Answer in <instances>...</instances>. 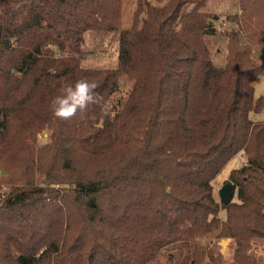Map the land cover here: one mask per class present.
Masks as SVG:
<instances>
[{"label":"trees","instance_id":"trees-1","mask_svg":"<svg viewBox=\"0 0 264 264\" xmlns=\"http://www.w3.org/2000/svg\"><path fill=\"white\" fill-rule=\"evenodd\" d=\"M206 2L137 0L122 27V0H0V264H264V0H238L223 65ZM90 31L117 32L115 67L83 66ZM79 79L97 102L56 119ZM237 153L221 205L214 180Z\"/></svg>","mask_w":264,"mask_h":264},{"label":"rangeland","instance_id":"rangeland-1","mask_svg":"<svg viewBox=\"0 0 264 264\" xmlns=\"http://www.w3.org/2000/svg\"><path fill=\"white\" fill-rule=\"evenodd\" d=\"M165 0H158V3H163ZM137 6V0H122V15L123 22L122 27H128L131 24L134 11ZM204 10L210 13L211 18H208L213 22L215 18V28L217 34L209 35V47L211 51V57L217 65H223L226 55V37L223 32L229 30L230 27H238L232 23V15L240 13L238 0H207ZM217 16V18H216ZM246 37L241 33V41L246 42ZM83 50L86 53L85 59L82 60L83 66L95 67V68H112L117 64L118 56V40L117 32H104V31H90L85 33V42L83 44ZM254 55L258 61L264 62V48L253 46ZM131 82L126 78L121 80L118 90L115 93V99L117 101H123L131 88ZM257 94L255 96L264 93V69L258 74L253 82ZM263 120L264 111L261 114L256 115L254 119ZM48 139L47 132H42L38 135V143H43ZM245 162V156L243 153H237L230 158L227 163L222 167L214 180V193L216 199L220 202L219 190L221 186L229 179L230 172L241 167ZM4 172L0 170V176ZM9 187L4 183H0V192ZM233 200H236V192L234 193ZM221 204V203H220ZM222 205V204H221ZM220 218H225V210L221 209ZM212 240L215 242L217 237L210 236L204 241L208 242ZM219 243L223 241V246H220V253L223 260L230 262L232 260L233 242L231 238H223L218 240ZM168 259L165 254L159 257V264H167Z\"/></svg>","mask_w":264,"mask_h":264},{"label":"clouds","instance_id":"clouds-1","mask_svg":"<svg viewBox=\"0 0 264 264\" xmlns=\"http://www.w3.org/2000/svg\"><path fill=\"white\" fill-rule=\"evenodd\" d=\"M96 87L94 82L79 79L63 88L61 94L54 97L51 102L53 116L61 121H69L78 112L86 111L90 104L97 102Z\"/></svg>","mask_w":264,"mask_h":264},{"label":"water","instance_id":"water-1","mask_svg":"<svg viewBox=\"0 0 264 264\" xmlns=\"http://www.w3.org/2000/svg\"><path fill=\"white\" fill-rule=\"evenodd\" d=\"M234 197V188L230 183L225 182L219 190L220 203L223 205H228ZM223 241L219 243L220 246H223Z\"/></svg>","mask_w":264,"mask_h":264},{"label":"built area","instance_id":"built-area-1","mask_svg":"<svg viewBox=\"0 0 264 264\" xmlns=\"http://www.w3.org/2000/svg\"><path fill=\"white\" fill-rule=\"evenodd\" d=\"M254 93L257 94V91H255Z\"/></svg>","mask_w":264,"mask_h":264}]
</instances>
